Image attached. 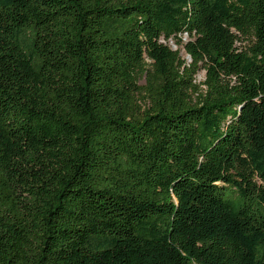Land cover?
<instances>
[{"label":"trees","instance_id":"16d2710c","mask_svg":"<svg viewBox=\"0 0 264 264\" xmlns=\"http://www.w3.org/2000/svg\"><path fill=\"white\" fill-rule=\"evenodd\" d=\"M0 264H264V0H0Z\"/></svg>","mask_w":264,"mask_h":264},{"label":"rangeland","instance_id":"374dc122","mask_svg":"<svg viewBox=\"0 0 264 264\" xmlns=\"http://www.w3.org/2000/svg\"><path fill=\"white\" fill-rule=\"evenodd\" d=\"M183 41H184V42L187 41V37H186V36H183ZM247 44H248V41H246L245 39H243L242 42H239V43H238V46H239V47H242V46H245V45H247ZM170 45H171V47H172L173 49H177V47L175 46V44H174L173 42H170ZM182 54H183L184 57L187 58V56L185 55L184 51H182ZM204 79H205V72L202 71V72H200V73L197 75V82H202ZM141 83L143 84L144 81H141Z\"/></svg>","mask_w":264,"mask_h":264}]
</instances>
